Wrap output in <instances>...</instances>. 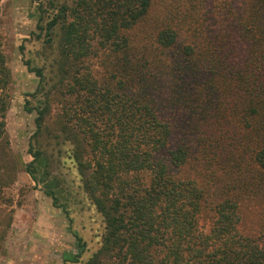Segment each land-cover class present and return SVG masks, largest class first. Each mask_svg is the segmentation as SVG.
Segmentation results:
<instances>
[{
  "label": "trees",
  "instance_id": "1",
  "mask_svg": "<svg viewBox=\"0 0 264 264\" xmlns=\"http://www.w3.org/2000/svg\"><path fill=\"white\" fill-rule=\"evenodd\" d=\"M170 1H38L26 171L69 143L102 220L83 264H264V0ZM9 77L1 56L0 136Z\"/></svg>",
  "mask_w": 264,
  "mask_h": 264
},
{
  "label": "rangeland",
  "instance_id": "2",
  "mask_svg": "<svg viewBox=\"0 0 264 264\" xmlns=\"http://www.w3.org/2000/svg\"><path fill=\"white\" fill-rule=\"evenodd\" d=\"M38 1L0 0V55L10 71L5 125L0 136V264H83L98 246L102 220L79 187L69 143L41 138L48 164L36 172V180L26 171L32 159L28 141L35 129V112L25 111L23 103L25 93L34 90L37 78L23 59L29 58L35 64L41 61V41L30 35L31 31L37 32ZM177 6L170 0H152L150 18L154 22L164 20L165 14L177 18L182 14V5ZM22 42L23 55L19 51ZM44 169L48 174L43 176ZM50 181L58 184L55 202L43 191ZM60 205L67 209L71 221ZM74 232L85 244L83 252Z\"/></svg>",
  "mask_w": 264,
  "mask_h": 264
}]
</instances>
